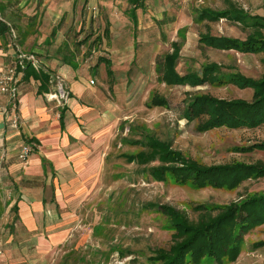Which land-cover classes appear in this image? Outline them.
I'll use <instances>...</instances> for the list:
<instances>
[{"label": "rangeland", "instance_id": "rangeland-1", "mask_svg": "<svg viewBox=\"0 0 264 264\" xmlns=\"http://www.w3.org/2000/svg\"><path fill=\"white\" fill-rule=\"evenodd\" d=\"M231 1L251 16L264 17V0ZM1 2L3 15L16 35L21 36L20 31L30 23L28 30L34 39L28 48L39 46V41L52 34L44 17L47 0ZM229 2L146 0V7L136 10L134 22L129 0H50L49 9L54 12L46 18L51 20L50 26L61 21V26L55 24V36L63 34L68 40L61 54L77 55V69L90 82L88 93L80 100L86 115L78 122L87 136V161L79 170L83 175L77 179V219L68 245L52 253L41 252L40 256L34 252L33 264H151L148 259L155 250L169 249L172 244L167 219L156 206L173 207L195 220L201 205L225 206L264 193V178L249 179L234 191L195 189L171 179H153L150 170L159 162L138 166L122 158V154L141 151L125 140L148 135L207 167L238 162L264 166L263 151H242L264 142V126L200 132L198 121L189 123L182 114L185 102L195 96L251 101L253 90L214 84L171 87L159 81L157 72L159 61L177 43L181 47L177 68L181 75L201 72L205 65L215 63L224 73L260 79L264 54L219 51L199 42L206 33L247 39L251 31L239 23L226 19L198 21L200 10L222 11ZM67 27L69 31L63 33ZM20 39L14 40L21 43ZM44 45L51 47L48 42ZM103 59L112 64L111 77ZM55 88L56 84L52 90ZM154 94L165 97L169 107H148ZM93 160V170L83 171ZM3 254L1 251L0 257ZM227 264H264V225L245 236L241 255Z\"/></svg>", "mask_w": 264, "mask_h": 264}, {"label": "trees", "instance_id": "trees-1", "mask_svg": "<svg viewBox=\"0 0 264 264\" xmlns=\"http://www.w3.org/2000/svg\"><path fill=\"white\" fill-rule=\"evenodd\" d=\"M132 18L136 22V10L146 7V0H129ZM4 6L0 3V39L12 35V26L6 20ZM226 19L239 23L251 33L246 40L225 36L202 34L199 42L219 51H237L244 54H264V17L251 16L230 0L229 7L222 11L203 9L198 12V21L219 22ZM181 47L172 44V52L158 63L159 81L167 86L202 87L207 84L233 85L239 89L253 90L251 101L244 99L226 100L208 94L195 96L185 102L182 114L189 123L198 121L197 129L208 132L216 129H257L264 126V73L260 79H252L241 73H224L215 63L205 65L201 72L181 75L178 63ZM108 74H112L111 64ZM264 64V60H263ZM19 71L25 78L33 77L41 82L40 92H48L51 75L44 69L36 70L27 63ZM148 107H169L168 100L154 94ZM59 118L63 119V114ZM125 144L139 147L136 154H122L129 164L138 166L159 162L150 173L156 181L171 179L180 185H190L195 189L214 188L234 191L249 179L264 178V166L231 163L218 166H204L185 158L165 142L153 136L141 139H127ZM263 151L264 142L256 143L242 151ZM157 211L167 219V227L172 231L169 249H157L148 261L151 264H227L235 262L243 250L245 236L264 225V193L255 194L240 202L225 206H204L197 210L200 214L193 220L173 207L156 206Z\"/></svg>", "mask_w": 264, "mask_h": 264}, {"label": "crops", "instance_id": "crops-1", "mask_svg": "<svg viewBox=\"0 0 264 264\" xmlns=\"http://www.w3.org/2000/svg\"><path fill=\"white\" fill-rule=\"evenodd\" d=\"M47 3L44 17L52 34L39 41V46L28 48L34 39L28 30L29 22L20 31L21 36L16 35L10 23L12 35L0 39V77L18 56L35 53L39 55L40 67L51 76H61L68 91L67 100L59 104L49 95L53 85L41 93V82L32 76L25 78L23 73L14 100L0 94V145L8 151V160L0 169V250L4 252L0 264H33L34 252L40 256L41 252L52 253L66 247L77 219V179L82 177L79 170L87 161V136L78 123L86 115V107L80 100L88 93L90 82L77 69V55L61 54L68 40L63 34L55 36L54 28L61 26V21L50 26L51 20L46 17L51 18L54 11L49 9L50 0ZM52 35L54 39L50 38ZM17 37L21 43L14 40ZM47 42L51 47H44ZM106 65L111 77L112 64L110 75ZM14 112L21 118L18 130L9 124ZM24 145L31 148L26 163L18 159ZM95 161L83 171L91 172Z\"/></svg>", "mask_w": 264, "mask_h": 264}, {"label": "built area", "instance_id": "built-area-1", "mask_svg": "<svg viewBox=\"0 0 264 264\" xmlns=\"http://www.w3.org/2000/svg\"><path fill=\"white\" fill-rule=\"evenodd\" d=\"M27 63H31L32 66L39 70L40 62L36 58L35 55H21L18 56L14 62L3 72L0 77V94L7 95L13 100L16 98L18 94V85L20 83L19 77L22 76L23 72L19 71V69L24 68ZM92 84L94 82H91ZM51 84H56V88L52 90L49 95L52 100H55L59 104H62L63 101L68 98V91L65 88L64 80L59 75L51 76ZM55 87V86H54ZM9 124L12 129L18 130L21 124V118L17 112H14L11 115V119L9 120ZM31 155V148L29 145H24L18 154V159L26 163ZM8 160V151L4 146L0 145V169L4 167ZM1 254V251H0Z\"/></svg>", "mask_w": 264, "mask_h": 264}]
</instances>
